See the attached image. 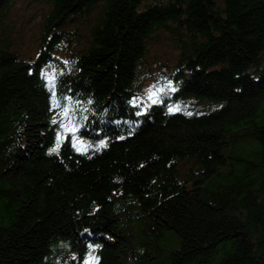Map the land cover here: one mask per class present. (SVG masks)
Listing matches in <instances>:
<instances>
[{
	"label": "trees",
	"instance_id": "1",
	"mask_svg": "<svg viewBox=\"0 0 264 264\" xmlns=\"http://www.w3.org/2000/svg\"><path fill=\"white\" fill-rule=\"evenodd\" d=\"M15 2L0 0V264H264V0H45L34 58Z\"/></svg>",
	"mask_w": 264,
	"mask_h": 264
},
{
	"label": "rangeland",
	"instance_id": "2",
	"mask_svg": "<svg viewBox=\"0 0 264 264\" xmlns=\"http://www.w3.org/2000/svg\"><path fill=\"white\" fill-rule=\"evenodd\" d=\"M48 12V5L45 0H16L11 11L12 21L18 30V41L22 55L28 58H34L38 48L39 35L44 21V14ZM160 47H164L162 44ZM176 51L172 46L165 48H155L152 51L148 73L143 80L139 96L155 97L161 83L165 80L162 73L164 67L169 64L171 55ZM48 71L53 74L57 72L55 66L48 67Z\"/></svg>",
	"mask_w": 264,
	"mask_h": 264
}]
</instances>
